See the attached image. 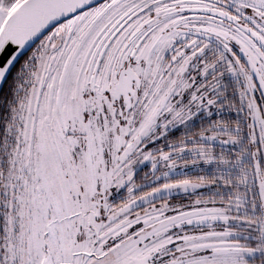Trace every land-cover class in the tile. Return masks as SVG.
Here are the masks:
<instances>
[{"label":"snow or ice","instance_id":"1","mask_svg":"<svg viewBox=\"0 0 264 264\" xmlns=\"http://www.w3.org/2000/svg\"><path fill=\"white\" fill-rule=\"evenodd\" d=\"M0 264H264V0H0Z\"/></svg>","mask_w":264,"mask_h":264}]
</instances>
